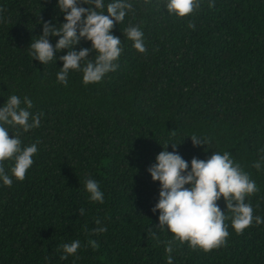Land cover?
Returning a JSON list of instances; mask_svg holds the SVG:
<instances>
[{"label":"trees","instance_id":"16d2710c","mask_svg":"<svg viewBox=\"0 0 264 264\" xmlns=\"http://www.w3.org/2000/svg\"><path fill=\"white\" fill-rule=\"evenodd\" d=\"M128 2L134 10L112 29L123 48L118 68L88 85L70 71L64 86L56 77L67 49L41 64L28 48L42 34L40 19L64 22L58 0H0V107L11 95L27 96L29 111L43 113L40 127L21 130L22 145L40 142L24 181L0 180V264H167L163 241L174 236L151 211L160 184L147 171L167 143L179 144L189 170L193 157L229 152L256 182L259 191L246 202L264 218V0H214L213 8L201 0L183 18L167 12L166 0ZM130 25L141 27L146 53L127 39ZM193 134L209 143L194 147ZM12 166L4 162L10 176ZM88 178L99 183L103 204L90 200ZM217 203L231 215L223 197ZM225 223L226 246L205 253L177 241L173 264H264V223L254 220L240 235ZM99 226L107 231L93 235ZM74 240L76 254L61 259L60 246Z\"/></svg>","mask_w":264,"mask_h":264},{"label":"clouds","instance_id":"9594fccd","mask_svg":"<svg viewBox=\"0 0 264 264\" xmlns=\"http://www.w3.org/2000/svg\"><path fill=\"white\" fill-rule=\"evenodd\" d=\"M163 6L169 14L183 18L198 10L201 0H166ZM214 6L212 0L208 7ZM57 7L64 14V22L57 26V23L40 19L42 34L30 43L29 54L41 64H47L56 61L57 52L67 49L65 55L58 57L63 62V67L57 72L58 83L67 86L70 71L81 72L85 85L101 82L106 74L114 72L119 66L116 61L123 48L121 38L113 35L112 29L124 21L128 12L134 10L133 5L128 0H111L106 5V13L105 0H58ZM188 27L194 29L195 24L189 22ZM124 33L133 42L135 50L146 53L144 33L139 25L128 26ZM52 37H59L55 45L50 42ZM81 40L90 41L91 47L77 50L75 46ZM91 53H95L94 59L90 58L93 56ZM22 103L25 107H21ZM32 107L33 102L29 97L25 96L22 101L17 95H11L0 107V180L8 187L13 184L12 177L24 181L34 163L33 157L38 152L39 141L22 145L21 139L22 132L40 127L43 113L33 115L29 111ZM9 128L16 129L12 137L9 136ZM172 134L175 135V131ZM190 138L194 147L209 143L196 134ZM169 144L172 145L171 152L167 151ZM178 145L167 143L155 157L156 162L147 169L152 180L160 184L159 199L151 211L154 214L159 211L158 227L161 230L166 227L174 236L163 241L168 254L167 264H173L172 253L177 241L180 244L187 242L192 250L200 249L207 253L226 246L229 231L225 221L231 220V227L238 235L250 228L254 220L256 225L264 223V218L254 216L252 204L246 202V198L258 192L259 188L229 152H213L207 159L193 157L189 170V162L179 154ZM7 160L13 161L11 176L4 167ZM252 166L257 171L261 169L260 161L254 162ZM85 188L91 201L104 203V192L95 179H86ZM221 197L230 216L217 203ZM78 212L84 215L85 210L80 208ZM95 223L101 225V220L97 218ZM106 231L105 226H99L92 229V234L99 235ZM148 234L159 241L151 228ZM89 244L94 250L99 248L97 241L90 240ZM80 246L79 240L62 244L60 247L64 255L61 259L76 254Z\"/></svg>","mask_w":264,"mask_h":264}]
</instances>
